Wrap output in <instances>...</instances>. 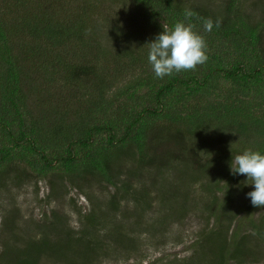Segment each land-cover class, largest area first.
<instances>
[{
	"label": "trees",
	"instance_id": "trees-1",
	"mask_svg": "<svg viewBox=\"0 0 264 264\" xmlns=\"http://www.w3.org/2000/svg\"><path fill=\"white\" fill-rule=\"evenodd\" d=\"M79 1L70 11L71 0H0V182L14 169L19 151L41 173L58 166L74 178L83 169L86 179L97 175L125 197V184L114 178L122 151H137L140 165L183 158L189 180L219 161L217 156L204 158L189 145L212 127L257 134L250 149L264 154V0H250V5L263 7L261 13L248 11V0H226L214 8L200 0H126L137 16L128 23L116 21L112 31L94 25L96 1ZM186 8L200 18L185 23H194L205 38L208 59L195 70L157 78L148 63L147 43L164 25L185 20ZM207 18L213 21L210 32L203 27ZM103 42L109 47L103 49ZM144 88L146 99L139 98ZM104 133L108 137L98 139ZM54 147L64 153L51 158ZM240 151L221 154L227 163L221 173L226 190L222 206L233 200L238 188L232 186H246L245 175H233L230 168ZM31 154H38L43 165L30 161ZM211 182L221 189L220 181ZM249 201L231 232L222 222L234 217L223 210L212 230L202 233L203 247L211 245L216 252L206 263L244 262L251 254L250 237L263 238L260 219L249 216L255 208ZM105 217L91 212L85 218L89 227L76 238L68 233L90 248L86 263L100 255L105 240L124 244L130 239L120 231L126 240L109 237L108 230L99 235ZM244 221L249 228L241 235Z\"/></svg>",
	"mask_w": 264,
	"mask_h": 264
},
{
	"label": "rangeland",
	"instance_id": "rangeland-1",
	"mask_svg": "<svg viewBox=\"0 0 264 264\" xmlns=\"http://www.w3.org/2000/svg\"><path fill=\"white\" fill-rule=\"evenodd\" d=\"M87 1L97 2L93 23L102 31H112L116 21L128 23L137 16L134 6H125L126 0ZM200 1L214 8L226 0ZM71 2L68 7L73 11L72 6L80 1ZM250 2H246L250 6L248 11L261 13L263 7L250 5ZM108 47L105 44L103 49ZM124 79L128 80V77ZM223 87L230 85L224 83ZM147 92V88L140 90L141 97L137 95V98L146 99ZM201 102H206V98ZM106 137L108 134L104 133L98 139ZM257 139L253 132L238 134L217 131L213 127L200 132L190 139L189 145L204 158L217 156L219 161L189 180L190 173L183 172L187 168L183 158L165 164L156 161L151 165H140L137 151L128 154L122 151L123 157L114 166V178L125 184V197L120 196L124 191H116L114 185L97 175L89 181L83 169L74 178L64 174L63 168L57 170L58 166L41 173L20 158L18 151V157L12 161L14 169L0 182V264H85L90 248L68 233L76 238L82 228L89 227L85 218L91 212L106 215V219L99 222V235L108 230L109 237L126 240L127 237L118 235L120 231L128 234L130 239L124 244L105 240L100 255L86 264H208L206 262L216 252L213 253L215 247L211 245L203 247L202 233L212 230L216 214L223 210L230 211L234 217L222 222L228 231L232 230L237 220L245 215L244 207L250 202L247 193L254 186L245 183V188H240V182L235 184L232 188L238 189L232 194L233 200L222 206L226 190L222 189L225 181L221 173L227 163L221 154L233 149H241L237 154H242ZM49 153L52 158L64 152L54 147ZM31 155L30 161L43 165L38 154ZM212 180L220 181L221 189L215 187ZM246 180L245 176L244 182ZM213 199L216 204H212ZM252 211L250 218L260 219L264 229V208L255 207ZM248 228L249 224L244 221L240 234H247ZM41 248L44 253L38 255L37 250ZM247 248L251 254L244 262L230 260L227 264H264V235L262 239L251 236Z\"/></svg>",
	"mask_w": 264,
	"mask_h": 264
},
{
	"label": "clouds",
	"instance_id": "clouds-1",
	"mask_svg": "<svg viewBox=\"0 0 264 264\" xmlns=\"http://www.w3.org/2000/svg\"><path fill=\"white\" fill-rule=\"evenodd\" d=\"M193 17L200 19L191 9L184 10L185 20L177 21L173 26H163V31L148 45V63L151 65L155 77L163 79L173 73L192 71L198 65L206 63L207 43L205 38L195 31ZM219 21L216 26H219ZM204 30L210 32L213 21L203 19ZM233 175H245V183L254 185L252 191L247 193L254 207L264 208V154L258 150L247 149L237 154L231 161Z\"/></svg>",
	"mask_w": 264,
	"mask_h": 264
}]
</instances>
